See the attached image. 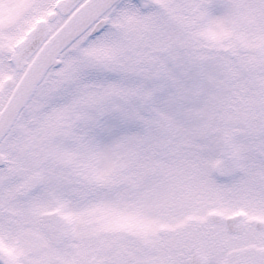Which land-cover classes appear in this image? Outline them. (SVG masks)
<instances>
[{"label": "snow or ice", "instance_id": "obj_1", "mask_svg": "<svg viewBox=\"0 0 264 264\" xmlns=\"http://www.w3.org/2000/svg\"><path fill=\"white\" fill-rule=\"evenodd\" d=\"M0 264H264V0H0Z\"/></svg>", "mask_w": 264, "mask_h": 264}]
</instances>
